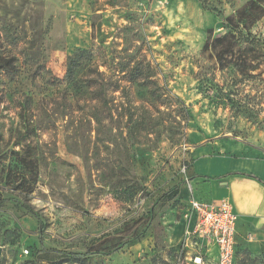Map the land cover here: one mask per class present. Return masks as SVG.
I'll use <instances>...</instances> for the list:
<instances>
[{"label": "rangeland", "instance_id": "obj_1", "mask_svg": "<svg viewBox=\"0 0 264 264\" xmlns=\"http://www.w3.org/2000/svg\"><path fill=\"white\" fill-rule=\"evenodd\" d=\"M248 1L0 0L18 67L0 75V174L23 147L40 168L27 200L0 177V264L63 253L83 256L64 264H196L186 248L155 255L183 214L194 155L264 160V74L221 70L204 50ZM77 50L92 57L68 82ZM236 264H264V252Z\"/></svg>", "mask_w": 264, "mask_h": 264}, {"label": "crops", "instance_id": "obj_2", "mask_svg": "<svg viewBox=\"0 0 264 264\" xmlns=\"http://www.w3.org/2000/svg\"><path fill=\"white\" fill-rule=\"evenodd\" d=\"M234 159L242 164L241 167L229 166ZM251 166H256L257 169H248ZM232 172L239 175L226 176ZM248 174L264 181V160L251 155L233 157L218 154L194 155L190 177L180 188L183 214L173 222L172 231L168 230L169 238H161L164 239L163 245H161L162 240L155 241V255L161 254L163 247L174 253L186 248L188 260L189 251L195 254L194 259L201 254L199 253L201 243L193 237H187V233L193 230V224L185 218L191 198L210 205L230 202L239 217L236 234L238 252L242 255L248 252L253 255L264 252V184L247 176ZM204 177L220 179L206 180ZM204 245L203 255L208 257V261L205 260L202 264H212V262L217 264V247L208 243Z\"/></svg>", "mask_w": 264, "mask_h": 264}, {"label": "trees", "instance_id": "obj_3", "mask_svg": "<svg viewBox=\"0 0 264 264\" xmlns=\"http://www.w3.org/2000/svg\"><path fill=\"white\" fill-rule=\"evenodd\" d=\"M221 15L219 11L212 10ZM264 20V0H250L244 6L239 8L234 15L223 18V25L226 34L213 39L210 36L204 46L205 51L212 53L217 66L221 70L235 69L238 73L255 78L264 74V34L259 30L261 22ZM212 34L213 31H210ZM91 52L89 50H77L69 59L66 79L68 82H74L78 71L85 68L87 62L91 60ZM16 58L11 55L5 48L2 37L0 35V75L13 78L18 73L16 66ZM20 147V144H15ZM11 154L14 161L1 170L0 177L6 181V185L12 192L19 193L24 199L31 197L39 182V162L32 154L31 149L23 147L19 151L13 150ZM239 175L232 172L226 176ZM247 176L255 178L264 184L254 175ZM206 180H217L220 178L204 177ZM0 199V207L4 204ZM25 208L32 212V208L28 202H25ZM140 231V230H138ZM135 230L133 241L141 238V233ZM51 253V250H45ZM99 252H95L98 254ZM249 253V252H248ZM238 249L236 248L235 264ZM60 258H40L32 264H64L70 261V258L78 262L81 254L63 253ZM58 259V260H56Z\"/></svg>", "mask_w": 264, "mask_h": 264}, {"label": "built area", "instance_id": "obj_4", "mask_svg": "<svg viewBox=\"0 0 264 264\" xmlns=\"http://www.w3.org/2000/svg\"><path fill=\"white\" fill-rule=\"evenodd\" d=\"M185 218L193 224L187 237L199 241L201 249L204 243L214 244L218 250L217 264H235L239 217L230 202L210 205L191 198ZM194 261L201 264L202 259L197 256Z\"/></svg>", "mask_w": 264, "mask_h": 264}]
</instances>
